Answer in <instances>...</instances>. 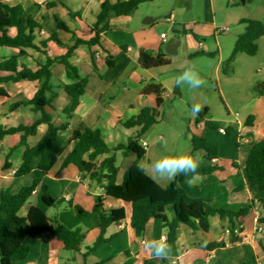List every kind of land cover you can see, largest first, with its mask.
Returning <instances> with one entry per match:
<instances>
[{"label":"crops","instance_id":"1","mask_svg":"<svg viewBox=\"0 0 264 264\" xmlns=\"http://www.w3.org/2000/svg\"><path fill=\"white\" fill-rule=\"evenodd\" d=\"M5 1L12 6L21 5L24 9L23 16L26 19L33 17L41 26L37 43L56 34L62 45L50 41L44 49L50 57H55L64 55L67 48L75 44L76 39L89 40L95 36L93 27L98 21L102 4L106 0ZM109 1L115 4L128 0ZM192 1L145 0L131 14L117 16L112 13L108 28L100 34V45L92 48L96 55L97 71L93 69L91 52L86 46H79L74 51L71 62L77 67L80 77L87 79V84L75 116L70 121L69 128L63 133L65 137L70 138L73 129L83 122L92 129H99L111 149L128 144L136 136L137 129L126 128L123 124L137 116L143 108L157 107L156 95L142 93L143 87L151 80L161 83L164 88V104L159 120L166 111L164 108L167 101L172 96H174L173 103L177 99H182L181 86H178L179 96H175L176 85L174 90L168 89L167 81L170 79H164V75L160 72L164 67L145 69L139 64V58L142 52L161 54L170 61V65L175 61L197 59L207 56L203 52L215 53L206 50L207 38L210 37L215 39L219 47L217 52H221L218 39L226 30L219 29L214 18L206 17L204 22H196V19L189 14ZM49 3L53 6L49 7ZM157 3L167 5L168 9L165 12L151 11L155 5H158ZM69 10L77 13V16H71ZM57 17L70 28V32L59 28ZM171 29L176 32V36L172 38L168 33ZM9 34L14 36L16 29L10 28ZM162 34L166 35L165 39H162ZM18 53V49L0 46V58H7ZM29 54L27 57L20 58V63L37 70L36 60H44V56L33 50H30ZM121 55H124V58L129 59L130 62L121 76L114 79L117 71L109 69L106 60L109 56L118 58ZM222 60L221 55L219 65ZM116 63L120 66L126 61L116 60ZM52 73L50 84L57 95L52 105L46 106L44 110L52 117L54 124L60 126L68 121L64 109L70 102V97L62 86L71 84L72 81L67 78L63 64L56 65ZM8 74L0 72V76ZM169 78L174 80V77ZM131 83L132 85L143 84L135 97H132ZM41 85L39 81L1 85L7 91V96L0 97V126L5 128L19 125L29 126L40 119L41 113L34 112L32 107L12 111L11 106L17 101L32 99ZM262 88L260 97L255 100L246 113V118L242 120H211L205 117L209 112L208 109H205L208 111H204L200 119L199 112L194 113L193 108H191L192 111H184L181 117L182 120L188 122L187 131L190 141L193 135L204 137L216 151L213 158L209 157L208 152L203 148L191 147L188 151L187 154L199 159V167L196 171L207 168L214 170L208 174H182L184 176L182 185L186 193L192 198L209 200L215 208L233 211L244 207L250 208L246 216L237 220L243 228L242 237L245 240L230 243L227 233L230 221L214 216L210 218L211 227L208 232L181 224L176 245L170 248L171 251L166 258L156 259L146 248V244L152 239L159 240L166 237L162 221L151 219L147 223L144 236L138 237L131 225L132 204L107 196L103 186L91 181L76 165L69 164L63 167L66 156L74 147L73 143L64 151L55 167L42 178V182L32 197L35 199L37 197V200L30 202L25 211L27 214L31 205L39 206L50 218L55 216L53 219L64 226L70 229H80L81 235L78 243L74 250L68 251L60 240L54 239L45 243L41 239L28 237L25 240V244L29 247L28 254L22 259L14 260L13 264H99L104 260H107L106 264H144L150 259L157 260V264H264V228L258 223L261 215L260 200L264 197V192L257 184L249 181L245 170L252 145L255 142L264 141V85ZM51 95L52 93H48V96ZM177 111L178 109L172 108L170 114L179 115ZM209 121L213 122L215 127L207 125ZM220 128H224L226 132L221 133ZM47 130V124H40L36 134L28 137V145L30 147L38 145ZM143 136L140 144L142 146L144 143L147 144L144 147L146 155L139 161V165L161 186L166 187L175 178L158 179L149 171L151 169L150 145ZM20 141L21 134L9 135L0 139V190L11 188L17 191L21 186L31 185L36 178L35 173L21 178L15 177V172L22 163L24 152L23 148L18 147ZM12 148L14 150L8 159L12 167L5 169L6 157ZM112 155L116 157L119 168L117 183L121 184L127 169L137 160V157L132 152L112 151L100 155L97 161L100 163ZM46 192L52 198L62 200V203L54 206L45 205L42 197ZM101 199L104 210L110 212L124 208L126 218L118 224L110 225L104 234V241L94 247L101 234L100 217L95 211V206ZM69 204L80 207L86 214H78L68 207ZM52 208L55 210L50 213ZM260 228H262V233ZM221 240L226 242L225 247L212 251L205 248L206 244Z\"/></svg>","mask_w":264,"mask_h":264},{"label":"trees","instance_id":"2","mask_svg":"<svg viewBox=\"0 0 264 264\" xmlns=\"http://www.w3.org/2000/svg\"><path fill=\"white\" fill-rule=\"evenodd\" d=\"M144 1L128 0L112 4L106 0L102 4L98 21L93 27L95 36L89 40L78 38L72 47L67 48L64 55L50 57L44 50L48 42L55 41L62 45L56 34H52L47 40H40L37 43L41 26L35 19L33 17L26 19L23 16L24 9L21 5L12 6L5 0H0V46L19 50L18 54L0 58V72L9 73L7 76H0V97L7 96V91L1 86L7 83L39 81L42 84L32 99L17 101L11 106L12 111L23 107H32L34 112L41 113V118L29 126L19 125L10 128L0 126V139L9 135L21 134L18 147L23 148L24 152L22 163L16 170L15 177L21 178L32 173L36 175L31 185L21 186L17 191H13L11 188L0 190V264H13L14 260L24 258L29 252V247L25 244L28 237L41 239L45 243L57 239L64 243L66 250L75 249L81 235L80 229H70L64 226L59 221L50 218L43 208L35 205L30 206L26 215H19L21 210L29 204L34 192L42 182V178L55 167L64 151L73 143L74 147L66 156L63 167L69 164L76 165L91 181L101 184L107 196L132 204L131 225L138 237L144 236L147 223L151 219H159L166 230L167 244L173 248L176 245L181 224L208 232L211 227L210 218L219 216L221 219L230 221L228 227L230 243L234 244L242 240L235 233V229L238 227L243 232V228L237 220L246 216L250 212V208L244 207L238 211L215 208L209 200L192 198L186 193L182 185L184 181L182 174L175 177L168 186L163 187L139 165V161L146 155V149L140 144V139L154 124L158 123L161 116V108L164 104V88L161 83L151 80L143 87V94L156 95L157 107H145L137 116L123 124L126 128L137 129L136 136L128 144L111 149L99 129H92L83 122H80L73 129L70 138L63 135L75 116V111L80 104L81 96L85 93L87 84V79L80 77L77 67L71 62L74 51L79 46H86L91 52L93 69L97 71L96 55L92 48L100 45V34L108 28L111 14L114 13L117 16L131 14ZM48 6H53V4L49 3ZM69 11L71 16H77V13ZM56 19L60 29L71 31L58 17ZM240 24L244 25V31L238 36L228 63L234 61L240 53L255 56L259 48L258 41L264 36V23L261 20L245 18L240 20ZM10 28L16 29L14 36L9 34ZM30 50L37 51L44 56V60H36L37 70L20 63V58L29 56ZM203 53L207 56L214 55V53ZM122 59L126 63L117 65L116 60ZM106 61L109 69L117 71L114 79L121 76L130 62L129 59L124 58V55L118 58L109 56ZM58 64L65 66L67 78L72 81L71 84H63L62 86L69 95L70 102L64 109L68 121L60 126L55 125L52 117L44 110L46 106L52 105V101L57 95L50 81L53 77L52 70ZM139 64L145 69H154L168 66L170 61L161 54L142 52ZM48 93H52V95L48 96ZM175 96H179L177 85ZM199 115L203 117L204 114L199 113ZM40 124H47L48 130L38 145L30 147L27 139L36 134ZM207 125L215 127L211 121L207 122ZM191 143L194 149L203 148L208 152L209 157L215 156V148L210 146L204 137L193 135ZM13 150L14 148L10 149L7 154L5 169L12 167L8 159ZM112 151L132 152L137 157V160L127 169L121 184L117 183L119 168L114 155L100 163L97 161L100 155ZM86 156L88 157L86 158ZM213 170V168H207L198 170L196 173L208 174ZM245 170L249 181L257 184L264 192V141L255 142L252 145ZM42 201L47 206L62 203V200L52 198L48 192L43 195ZM260 206L261 215L258 223L264 228V197L260 200ZM68 207L80 215L86 214L78 206L69 204ZM95 211L100 217L99 228L101 229V234L94 245L97 247L104 241L106 229L112 224L122 222L126 218V213L124 208L114 209L110 212L104 210L102 199L95 206ZM226 245V242L221 240L208 243L205 248L212 251ZM106 262L107 260H104L99 264H106ZM144 264H157V260H146Z\"/></svg>","mask_w":264,"mask_h":264},{"label":"rangeland","instance_id":"3","mask_svg":"<svg viewBox=\"0 0 264 264\" xmlns=\"http://www.w3.org/2000/svg\"><path fill=\"white\" fill-rule=\"evenodd\" d=\"M157 4L151 11L165 12L168 9L167 5ZM189 14L196 19V22H204L206 17L214 18L219 29L226 28L218 39L223 53L217 52L219 47L215 39L210 37L207 38L206 50L214 51L213 56H202L189 61H175L170 66L161 69L163 78L170 79L167 81L168 89L174 90L176 77L189 68L195 69L205 83L196 89H191L187 85L181 86L182 99H177L173 103L174 96H172L165 105L166 111L162 112L161 119L151 127L148 133L144 134L143 137H146L150 145L151 164L164 155L187 154L191 149L192 144L187 131L188 122L181 118L184 111H192L193 105L199 104V113L202 114L205 109H208L209 112L205 117L211 120H242L246 118V113L260 97V91L263 89L264 36L258 41L259 48L255 56L240 53L234 61L228 63V60L238 36L244 31V25L240 24V20L257 19L264 23V0H247L246 3L245 0H193ZM168 33L170 38L176 36L173 29ZM221 55L223 60L219 65ZM169 77H174V80ZM142 85L131 83L132 97L137 96ZM188 103L191 104L188 105ZM172 108L178 109L179 115L170 114ZM198 117L202 119L200 115ZM149 171L154 175L151 169ZM35 200L37 197L32 198L30 202ZM28 206L29 204L21 210L19 215H26L25 208ZM54 210L55 208H52L50 213Z\"/></svg>","mask_w":264,"mask_h":264},{"label":"clouds","instance_id":"4","mask_svg":"<svg viewBox=\"0 0 264 264\" xmlns=\"http://www.w3.org/2000/svg\"><path fill=\"white\" fill-rule=\"evenodd\" d=\"M205 81L199 73L189 68L176 77V85H187L191 89L201 87ZM200 105H193V112L198 113ZM166 150V148H165ZM199 167V159L189 154L164 155L151 164V171L155 177L174 179L178 175L187 173H196ZM144 170V169H142ZM146 248L149 249L156 259H164L171 251L170 246L163 239H152L147 242Z\"/></svg>","mask_w":264,"mask_h":264},{"label":"built area","instance_id":"5","mask_svg":"<svg viewBox=\"0 0 264 264\" xmlns=\"http://www.w3.org/2000/svg\"><path fill=\"white\" fill-rule=\"evenodd\" d=\"M222 30L225 31L226 28H223ZM161 37H162V39H165V38H166V35H165V34H162ZM219 131H220L221 133H225V132H226V130H225L224 128H220ZM146 146H147V144L144 143V144H143V147H146ZM261 229H262V228H260V231H261ZM227 233L229 234V230H227ZM235 233H236V235H238L242 240H245V238L242 237V232L240 231V227H238V228L235 229ZM162 239L167 243V237H163Z\"/></svg>","mask_w":264,"mask_h":264}]
</instances>
